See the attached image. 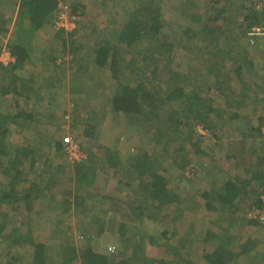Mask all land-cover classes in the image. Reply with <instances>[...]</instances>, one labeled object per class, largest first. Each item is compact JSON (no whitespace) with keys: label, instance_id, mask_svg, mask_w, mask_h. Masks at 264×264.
<instances>
[{"label":"trees","instance_id":"obj_1","mask_svg":"<svg viewBox=\"0 0 264 264\" xmlns=\"http://www.w3.org/2000/svg\"><path fill=\"white\" fill-rule=\"evenodd\" d=\"M59 1L0 0V55L3 51L2 34L7 32L4 8L8 4L18 8L15 30L6 44L14 60L8 64L0 61V94L11 96L9 107L1 108L3 105L0 104V235H3L0 257L6 256H3L5 263L1 264H17L22 259L20 252L10 255L18 248L28 250V264H264L261 259L264 252L259 251L260 247L264 248V237L232 232L233 228L245 225V217H238L244 210V203L248 213L264 209V156L256 151L254 140L255 134L264 138V112L258 129H238L242 137L236 140L239 141L236 150L230 147L221 153L219 160L213 155L212 161L216 165L210 173L206 172L205 162L192 163L186 149L189 146L195 157L202 152V141L207 138L204 135L207 133L199 132L200 129L217 136L227 119L239 115L231 110V76L240 80L247 69L252 77L256 65L255 58L248 55L245 48L243 55L235 49V43L242 39L255 46L260 40L264 41L261 36L247 33L250 25L259 24L264 19L257 4L253 0H209L197 5L199 2L182 0L178 8L185 25H181L183 22L179 17L175 24L177 31L173 32L179 38L176 45L166 35L173 23L165 18L161 0H140L130 10L115 41L96 40L93 52H86L85 63L78 62L81 49L73 46L70 62L76 63L81 72L90 67L96 72L90 76V81L84 78L85 75L71 79V85L76 86L75 95L89 98L93 96L92 91L97 93L103 86L108 89L109 95L105 94L104 99L110 109L102 116L92 112V117L82 120L83 131L74 139L84 148L85 141L97 138L100 120L108 112L116 119L128 117V127L131 124L144 127L143 131L153 146L149 150L145 146L147 143L138 153L131 152L129 162L125 164L117 143L100 147L101 154L92 149L84 151L85 158L73 161L66 150L68 135L50 143L38 130L40 122L60 128L61 119L53 108L36 117L28 99L43 97L32 83L33 76H25L22 72L26 63L44 52L36 46L38 31L52 22ZM239 11L243 13L237 20ZM56 31L55 36L67 45L70 40L63 36L64 31ZM76 31L68 36L73 37ZM175 47L185 52L184 60L190 63L184 71L180 69V59L172 56ZM54 50L47 53L48 61L56 62L59 54ZM127 54L130 55L128 58ZM158 56L164 59L162 63L170 71L165 81L168 84L165 95L161 94L156 83L162 78V71H158L161 63ZM242 80L244 92L250 87ZM222 95L225 105L231 108L226 112L223 99L220 100ZM73 110L78 111L77 103ZM73 123L75 125L76 121ZM241 124L244 125L242 120ZM12 126L23 132L26 128L35 132L34 142L15 143ZM41 141L48 146L47 150ZM172 141L178 145L169 157L168 144ZM244 143L246 145L241 148ZM52 147L54 157L59 156L63 161L57 168L48 163V155L53 154ZM173 166L187 177H202L210 184L209 189L201 193L204 202L200 205L194 204L195 201L186 202V198L169 187L170 181L164 172L175 168ZM100 175L104 176V189L111 193L94 189ZM59 185L57 201L63 209L58 216L64 213L77 216L78 240L66 236L68 234L61 226H55L61 241L48 244L35 237L30 225L26 230L13 225L8 218L10 211L36 212L38 203L44 202L47 194L53 195L54 188ZM121 186L130 189L133 197L123 200L112 193ZM108 199L113 203L112 207L107 205ZM103 206L110 209L104 210ZM167 206L176 207L172 221L175 225L156 229V234L149 237L151 230L144 229L140 221L149 216L155 223ZM201 206L213 215L207 220L213 228L197 225L195 218ZM187 213H191V218ZM165 214L162 218L167 216ZM181 221L189 224L185 232L176 226ZM245 226L259 230L264 227V220L260 216L248 217ZM106 232L114 238L108 239L112 245L99 249L100 239ZM110 246L113 250L109 249ZM153 253L162 255L154 257Z\"/></svg>","mask_w":264,"mask_h":264},{"label":"rangeland","instance_id":"obj_2","mask_svg":"<svg viewBox=\"0 0 264 264\" xmlns=\"http://www.w3.org/2000/svg\"><path fill=\"white\" fill-rule=\"evenodd\" d=\"M205 1H209V0H200L201 2H205ZM166 3H170L171 4V0H168L164 3V13H168L167 17L170 18L172 17V22L173 25L168 27V33H166V35L168 36L169 41H171L172 43H175L177 45V40H179V38L173 34V32L177 31V28L175 26V24L178 21L173 17H180V16H172V14L176 13V9L174 8V5L171 6L170 9H168V5ZM199 3V4H200ZM176 7V6H175ZM196 9V8H195ZM243 12H238L237 17L242 16ZM181 19V17H180ZM239 18H237L238 20ZM236 20V21H237ZM181 21L183 22L181 25L184 26V21L183 19H181ZM48 33H50L48 31ZM87 30H83L81 33H76L73 35V37L69 38L70 36H68L66 33H64V37H66L67 39L70 40V42L67 43V45L63 44V42L61 41V38H57L56 44H57V48H55L57 50V53L59 54L60 58L63 59L64 56L69 55L70 54V48L72 49L74 46V43L72 41V39L75 41V39H77V41H85V39H89L87 38ZM44 34L46 35V37L50 38L49 35L47 34V32H44ZM94 36H99L100 33H94ZM102 37H105V35H101ZM99 36V37H101ZM8 37L9 35H6L3 38V51L0 55V58L3 54L4 51L8 50L7 48V41H8ZM164 38V36H162ZM48 38H46L48 40ZM167 41L168 39L165 38ZM53 40V42H54ZM68 40V41H69ZM72 41V42H71ZM65 46V47H64ZM246 47V46H245ZM54 49V48H53ZM49 52V50L46 49L45 54H47ZM183 50H181L179 47H175L174 52L172 54V56H174L175 58L180 59V65H181V70L184 71V69H186V66L190 65L189 62H186L184 60L183 57ZM246 52H249L248 55L252 56V58L254 57H258L259 55H261L259 52L251 51L249 49H247ZM65 53V54H64ZM185 53V52H184ZM156 56V55H155ZM192 55H190L191 57ZM141 58V57H139ZM159 59V61L161 63H159V72L162 71L161 73V79L160 80H156V83L158 84L159 90H161V94L165 95L166 93V88L168 89V84L165 82L166 79L169 77L170 71L168 70V68L165 67V63H162V61H164V59L161 56L157 57ZM141 60V59H140ZM139 60V63H141V61ZM183 64H182V63ZM152 67V66H151ZM174 67L177 68L176 65H174ZM199 67V66H198ZM153 69V67L151 68ZM62 70H60L61 72ZM105 76H108V73L105 74ZM71 78L68 81H62L60 84V91L58 93V97L56 98L57 101H55V103L53 104L54 106H57L58 103H61V105L64 107L61 110V113L59 114V118L61 119V123L59 125L60 128H55L56 126H51L48 124H45L43 122H40L39 126H38V130L40 132H42L45 137H46V141L48 140V142H52L54 139H61L62 137H65L66 135H68V137H75V136H80V134L83 131V124L80 122H82V120L86 119L87 117H92L93 113L99 114L100 116H102L101 114H103L105 111H109V107L106 106L105 104L106 101L104 99L105 94H107L108 89L104 88L103 86H101L97 93H95L94 91H92L93 96L87 98L85 95H82V97L76 96L74 92H72V87H71ZM70 83V86H69ZM89 85H91V83H89ZM71 87V89H70ZM70 89V90H69ZM78 104V111L73 110V105ZM60 105V104H59ZM52 106L53 109H55V107ZM80 111V112H79ZM93 112V113H92ZM66 113H69V115L67 116ZM62 116H64V118H62ZM67 116V117H66ZM73 121H76V124L74 125ZM101 122V127L98 131V137L96 138H92L88 141H85L84 145L85 151H89V149H92L94 152H96L97 154H101L102 150H100L101 148L105 147L104 145H111V144H118L119 147V154L120 157H122L123 162L125 164H127L129 162L128 158L131 152L133 153H138L140 151L141 146L145 145L149 150H151L150 148H152L153 145L150 144L149 137L145 134V132L143 131V128H139L140 126L138 124L136 125H130L128 127V117L125 116H121L120 118L116 119L114 118V116L111 113H107L105 116H103V118H101L100 120ZM63 125V126H61ZM76 126V127H75ZM138 126V127H137ZM202 131H205L203 129H200L199 132L202 133ZM13 134L12 137L14 139L17 140L18 143H20L19 141H23V143H28L34 142L33 139V135L35 134V132H32L30 129L26 128V130H24V132L22 130L17 129L16 127H14L13 129ZM207 134H204L206 137V139H204L202 141V148L205 147V150L210 148L211 149V143L212 141L209 140V136L210 134L205 131ZM100 137V138H99ZM39 138V137H38ZM28 139V140H25ZM39 141V139H38ZM226 141V140H223ZM43 142V148L44 149H48V146H45L44 141ZM38 143V144H41ZM167 145V144H166ZM177 143L176 142H171L168 144V148H170L169 150H171L168 153V156L171 157L172 153H175L174 149H176L177 147ZM101 147V148H100ZM186 149H188V153H189V158H192V163L194 164H198V161L200 162V160H202L201 156L203 155L202 152L198 153V155H195V157H193V152L190 149L189 146L186 147ZM43 150V149H42ZM50 151H53L52 155H48V163L49 164H53L55 168H57L58 164L63 163V161L61 159H59V157H54V147H52L50 149ZM43 158H40L39 161H43L44 160V156H42ZM168 161V160H167ZM42 167V166H41ZM175 167V166H173ZM72 175V170L69 171ZM74 173V171H73ZM198 174V173H197ZM164 176H166L168 178V180L170 181L169 183V187L174 188L178 194L183 197L186 198L187 201L186 202H194V204L199 203V205L204 202L202 200L201 197V193L202 191L206 190V185L207 183L203 180V178H199L197 176H185V173L176 169L172 168L171 170L164 172ZM71 177V176H70ZM75 177V176H74ZM73 178V176L71 177ZM104 177H99V179H97L95 181L94 184V189L98 192H105L107 194H109L108 192H106V190L104 189ZM61 187V185L57 186L54 188V194H47V198L46 200L43 202L41 201V203H38L37 205V211L36 212H29V213H21V212H14V211H10L9 213V219L12 221L13 225H19L23 228V230L28 229V225H30V228L32 229L35 237L39 238L40 240H43L45 242H47L48 244H52V243H56L59 244V242L61 241V236H59V234H57L55 231H57L55 228V226H61L62 230H64V233H67L68 235L66 236H72V238H76L78 239L79 236V225L77 223V216L73 215V216H69V213H64V215H61L60 218H57L58 215H60V211L63 209L62 206L58 205V201H57V197L58 196V189ZM114 195L118 196V197H122V199H129V197H133V193L132 191H130V189L126 188V187H122L119 190H115ZM48 201V202H47ZM109 207H112L113 203H111V201L107 204ZM103 207L104 210H108L110 209L109 207ZM244 210L238 215V217H245V220H243V223H245L246 225V220L248 219V217H250V213L252 211H250L248 213V209L246 207V203H244L243 205ZM200 210L198 212V216L195 218L197 225L200 227H204V226H208L210 228H213L212 224L209 223L207 220H209V217L213 216L212 214L209 213V211H207L205 208L198 207ZM176 207L171 206V207H165L164 209V213L163 215H167L164 216L162 218V216H159V220H157L155 223H153V219H150L149 216L146 217L145 219H143L142 221H140L143 224L144 229H149L151 230V232H149L148 236L150 237L152 234H156V229L159 228H166V227H170L172 225V221L174 220V212H175ZM188 218H191V213H187ZM148 218V219H147ZM29 219V220H28ZM29 223V224H27ZM177 223V222H176ZM173 225H175L173 223ZM239 226L236 229L233 228L232 232L237 233L238 231H241L243 234H247V232L249 234H257L259 236H262V234H264V227H261V229L257 230L256 227H251V226ZM68 226H71V229L68 228ZM177 228L181 231V232H185L188 229L189 224L186 222H178L177 223ZM259 231V232H257ZM58 232V231H57ZM193 234V233H192ZM191 234V236H192ZM3 237V235H0ZM147 236V238H148ZM65 237V236H64ZM63 237V238H64ZM108 239H114L109 233H105L102 238L100 239V245H99V249L102 247H106L109 245L110 241H108ZM150 241V238H149ZM151 246V245H150ZM2 248V247H1ZM156 250V249H155ZM26 251H28L25 248H18V249H14L13 253L10 255H15L14 253L17 254V252H20L19 255L22 256V259L17 262V264H28L29 262V258L28 254L29 252L26 253ZM157 251V250H156ZM194 251L199 252L196 248H194ZM259 251H263L264 252V248L260 247ZM159 253H163V251H159ZM26 253V257H23V255ZM155 254L153 253L154 257H158L159 255L161 256L162 254ZM5 255H2L0 257V264L1 263H5L4 257ZM9 256V255H8ZM6 257V256H5ZM262 260L264 258H261Z\"/></svg>","mask_w":264,"mask_h":264},{"label":"crops","instance_id":"obj_3","mask_svg":"<svg viewBox=\"0 0 264 264\" xmlns=\"http://www.w3.org/2000/svg\"><path fill=\"white\" fill-rule=\"evenodd\" d=\"M63 1L70 3L72 5V10L76 12L80 17L78 31L76 32L81 33L83 30H87L88 32L87 38L89 39H85V41L83 42L77 41V39H75L74 41L72 39L73 43L75 42L74 48L81 49V52L79 51L80 54H78V57L80 58L78 62H83V63L86 62L85 60H86L87 50L89 51V53L93 52L92 46L94 45L96 40L108 39L111 42L115 41V37H117L119 35L120 30L123 29V25L125 24L128 14H130V10L134 9L140 2V0H63ZM166 1L168 0H161L160 3L163 13H164L163 10L164 3ZM181 1L182 0H171V4L166 3L168 5L167 6L168 9H170L172 5H174V8L176 9V13L172 14V16H179L181 14L179 13L180 9L178 8L180 7L179 2ZM187 1H191V0H187ZM192 1L200 3V0H192ZM9 2H12V0H9ZM199 3L197 5H201L204 2H201L200 4ZM17 12H18L17 6L13 4H8V6L4 8L3 16L4 19L6 20L5 27L7 29V32L5 34H2L3 38L6 35H9L8 40L11 38L12 33L15 30ZM260 12L264 14V10H261ZM167 14L168 13L166 14L164 13L165 18L168 19L169 22H172V17H170L169 19L167 17ZM240 17L241 16H239L238 18ZM173 18L177 20V18L179 17H173ZM54 19L55 17L53 18L50 24H46L43 28H41L38 31V40L36 42L37 43L36 46L39 49H43L44 52L42 54H39L37 57L35 56L32 62L26 63L25 69L22 72V74H24L25 76H29V75L33 76L32 83L34 84L35 89L38 92H40L43 97L38 100H34V99L31 100V98L28 99V101L30 102L29 106L34 107L33 112L36 114V117L38 116L40 117L39 114L41 112H45L48 110L52 111L51 108L52 106H54L53 104L55 103V101H57L56 98L58 97V93L61 87L60 84L62 81H64L65 83V81L70 80V78L72 80L73 79L76 80L77 78H79V75L80 76L85 75L84 78H87L88 79L87 81H90L89 79L90 76L92 77L94 74L93 72H95V70L94 71L92 70L94 68L91 67L86 72H81L78 69L76 63L70 62L69 55L64 56L63 59H61L60 56L58 55L59 57L57 56L56 62L51 60L48 61V59H46L47 57V54H45L46 49L49 50L48 53H50L51 51H53V48L54 49L57 48V44L55 41L57 40L56 39L57 37L55 36L57 31L54 27V23H53ZM48 31L50 33H48ZM44 32L50 34L49 35L50 38L46 37ZM94 33H100L99 36L105 35V37L102 36L99 37L97 35L94 36L93 35ZM261 37H263L264 39V36ZM46 38H48V40ZM244 48L246 51L247 49L251 51L255 50L256 52H259L261 54L258 57H254L255 58L254 63L256 65V69H255L256 73L253 74V76L251 77L248 73V70L246 69L243 75L241 76L240 80H237V77L231 76V81H233L231 87V91H232L231 101L233 103L232 109L225 105V101H224L225 97L223 95L220 98V100L223 99L222 106L225 112L226 110L231 109L232 112H237V114L239 115L238 117L232 119L229 118L230 120L227 119V121L224 123L225 124L224 127H222L223 128L222 132L218 133L217 136L211 134L208 137L209 140L212 141L211 149L208 148L205 150V147L201 149L203 153V156L201 157L202 158L201 161L207 164L206 172L208 173H210L212 170H215L214 165L216 164H214L212 161L213 155H215V157H217L219 160L221 153L229 150L230 147H232L234 150L237 149V147L239 146V141L236 140H240L242 137L241 132L238 130L239 128L241 129V131H243L246 127L258 129V127L261 125V122L263 121L262 114L264 112V41L260 40L259 43H257L254 46L248 44V42H246L245 40L242 39L236 40L235 49L236 50L238 49V51L242 55L245 54ZM54 52L57 53V50H54ZM247 54H249V52H247ZM129 56L130 55L127 54L126 58H128ZM60 70L62 71L60 72ZM242 79H244V82H248L250 87L247 91L244 92H243L244 86ZM71 87H72V92H74L75 91L74 88H76V86L71 85ZM10 97H11L10 95L3 96L0 94V104L3 105V107L1 108L9 107L8 102L10 101ZM21 99L24 100V98ZM54 107H55V109H53L54 113H56V115L59 116L62 108L64 107L61 105V103H58V105ZM241 120L244 123V125L241 124ZM12 127L14 128L16 126H12ZM254 138H255L254 140L256 141L255 143L256 151L260 156H264V138L260 137L257 134L254 135ZM12 140L17 144H24L23 141H19L20 143H18L17 140L14 139L13 137ZM232 140L236 142L234 143ZM245 145L246 144L244 143L243 145L240 146L241 148H243ZM55 157H59V156H55ZM240 157L241 156H239V158ZM255 159L256 158H254V161ZM39 164L42 165L43 162L40 161ZM98 177H104V176L100 175ZM209 187L210 184L208 183L205 189H209ZM57 218L60 217L57 216ZM256 236L257 234H255V237ZM263 237L264 234H262V236H260L259 238H263Z\"/></svg>","mask_w":264,"mask_h":264},{"label":"built area","instance_id":"obj_4","mask_svg":"<svg viewBox=\"0 0 264 264\" xmlns=\"http://www.w3.org/2000/svg\"><path fill=\"white\" fill-rule=\"evenodd\" d=\"M256 7L260 10H264V0H253ZM80 17L72 10V5L68 2L60 0L57 6L56 16L53 21L54 27L57 30L64 31L66 33H72L78 30ZM248 34L251 36H264V19L259 24L250 25L248 28ZM14 58L9 50L3 52L0 61L4 64H8L13 61ZM264 133V126L262 127ZM205 133V131H202ZM66 150L72 160L81 161L85 158V154L80 149V144L74 137H67ZM264 202V194L262 195ZM260 216L264 220V209L262 211L254 210L250 213V217ZM110 250L113 248L110 246Z\"/></svg>","mask_w":264,"mask_h":264},{"label":"clouds","instance_id":"obj_5","mask_svg":"<svg viewBox=\"0 0 264 264\" xmlns=\"http://www.w3.org/2000/svg\"><path fill=\"white\" fill-rule=\"evenodd\" d=\"M254 3V2H253ZM250 27V26H249ZM80 149H81V151L84 153V148H82V146H80ZM85 154V153H84ZM85 156H86V154H85ZM73 161H76V160H73Z\"/></svg>","mask_w":264,"mask_h":264}]
</instances>
